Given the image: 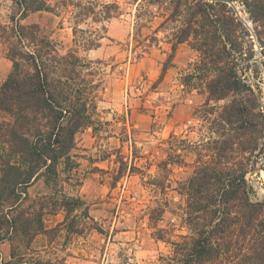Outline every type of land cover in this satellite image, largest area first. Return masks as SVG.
Returning a JSON list of instances; mask_svg holds the SVG:
<instances>
[{
  "label": "rangeland",
  "instance_id": "1",
  "mask_svg": "<svg viewBox=\"0 0 264 264\" xmlns=\"http://www.w3.org/2000/svg\"><path fill=\"white\" fill-rule=\"evenodd\" d=\"M73 1L94 4L97 11L111 3L120 7L121 15L108 22L81 19L76 26L85 31L106 27V38L96 50L74 46L71 13L62 12L60 18L40 13L31 21L60 43L63 53L74 49L91 61L98 86L95 118L101 124L77 135L72 163L61 165L57 183L47 186L42 178L25 190L28 198L21 209L30 219L40 213L43 230L28 242L22 233L0 228V235L9 233L0 242V264H170L172 242L191 235L182 188L193 175L197 149L211 155L214 141L226 130L218 126V114L211 108L221 110L232 100L209 101L206 79L198 82V89L183 86L181 79L201 61V33L218 30L220 45L229 51L227 62L237 64L239 78L252 87L264 114L259 37L264 27L252 12L257 3ZM13 6L11 0H0V25L16 14ZM198 6L204 13L194 14ZM69 11L77 9L71 6ZM225 20L233 26L223 25ZM184 34L187 41L173 51ZM235 43L241 47L239 56L231 48ZM7 63L0 44V70ZM7 77L0 76V86ZM260 149L258 159L244 155L240 160L248 169L250 202L263 205L264 218V146ZM3 209L0 217L7 220L21 210ZM233 229L235 235H254L242 223Z\"/></svg>",
  "mask_w": 264,
  "mask_h": 264
},
{
  "label": "trees",
  "instance_id": "2",
  "mask_svg": "<svg viewBox=\"0 0 264 264\" xmlns=\"http://www.w3.org/2000/svg\"><path fill=\"white\" fill-rule=\"evenodd\" d=\"M11 1L16 14L9 17L8 24L0 25V44L12 63L10 74L0 86V212L3 208L21 209L28 198L25 190L40 179L47 186L57 183L61 165L72 163L77 135L101 124L95 118L98 86L91 61L74 49L63 53L61 44L46 35L40 24L24 21L38 13L58 18L62 12L71 13L74 46L88 52L100 47L107 29L103 26L101 30L85 31L76 27L80 20L101 23L121 15L116 3L97 11L94 4L73 0ZM255 1L252 12L264 27V0ZM71 6L77 9L75 13L69 11ZM196 13L202 14L204 9L198 6ZM222 23L233 26L227 20ZM217 34L218 30L201 33L205 36L197 49L201 61L194 73L181 80L183 86L198 89V82L206 79L209 101L232 99L221 110L211 108L218 114V126L226 130L214 141L211 155L197 149L193 175L182 188L191 235L172 242L170 264H264L263 205L250 202L248 169L240 160L244 155L258 159L255 154L264 146V114L252 87L239 78L237 64L227 62V45H220ZM259 37L264 48V32ZM186 41L184 34L173 51ZM231 48L240 55L239 44H231ZM39 214L30 219L21 209L12 220L0 217V228L22 233L31 242L43 230ZM241 223L242 229L252 230L254 235H235L233 227ZM8 235H0V242Z\"/></svg>",
  "mask_w": 264,
  "mask_h": 264
},
{
  "label": "crops",
  "instance_id": "3",
  "mask_svg": "<svg viewBox=\"0 0 264 264\" xmlns=\"http://www.w3.org/2000/svg\"><path fill=\"white\" fill-rule=\"evenodd\" d=\"M1 12H0V19H1ZM40 14V13H38ZM37 14H33L30 17H28L25 21L24 24H34L31 20L34 16H36ZM38 24V23H37ZM9 61V60H8ZM10 62V61H9ZM11 64V65H10ZM10 64H6L5 65V69L4 70H0V76H2L3 78H6L7 75L11 72L12 69V63L10 62Z\"/></svg>",
  "mask_w": 264,
  "mask_h": 264
},
{
  "label": "water",
  "instance_id": "4",
  "mask_svg": "<svg viewBox=\"0 0 264 264\" xmlns=\"http://www.w3.org/2000/svg\"><path fill=\"white\" fill-rule=\"evenodd\" d=\"M222 1H225L227 3H230V4H233V2L231 0H222ZM263 110H264V107H263ZM264 166V163L262 164V167Z\"/></svg>",
  "mask_w": 264,
  "mask_h": 264
}]
</instances>
